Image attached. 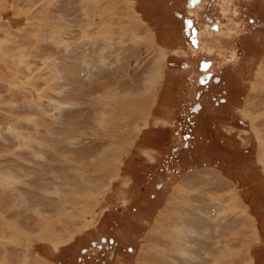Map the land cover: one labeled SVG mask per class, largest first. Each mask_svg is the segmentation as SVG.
Here are the masks:
<instances>
[{
  "label": "rangeland",
  "instance_id": "1",
  "mask_svg": "<svg viewBox=\"0 0 264 264\" xmlns=\"http://www.w3.org/2000/svg\"><path fill=\"white\" fill-rule=\"evenodd\" d=\"M209 1L0 0V264H264V0ZM184 16L229 88L191 132Z\"/></svg>",
  "mask_w": 264,
  "mask_h": 264
},
{
  "label": "flooded vegetation",
  "instance_id": "2",
  "mask_svg": "<svg viewBox=\"0 0 264 264\" xmlns=\"http://www.w3.org/2000/svg\"><path fill=\"white\" fill-rule=\"evenodd\" d=\"M212 1H209L206 3V5H205L206 11H209L212 8ZM201 2H202V0H187V6L189 4L188 7L192 8V7L197 6L198 4H201ZM191 3L193 5H191ZM203 15H204V13H203ZM181 16H182V14H179L180 18H181ZM244 16H246L245 13H244ZM256 19L259 20V22H257ZM187 20L190 21L189 27L186 26ZM204 20H206V19H204ZM206 21L207 22L205 25H207V26L205 28V32L207 31L208 34H211V33H219L221 31L223 23L220 21V19L212 16L211 20H209V21L206 20ZM248 21L250 23L249 26H251L252 28L260 27L263 24V23L261 24V20L258 19L257 16L248 17ZM183 26H184L183 27L184 28L183 29L184 35L186 36V38H188L187 44L189 45V50H188L189 53H190V49H193V51L196 52L197 56L201 55V54H207V52L208 53L212 52V51H210L211 50L210 48H208V49L201 48L202 46H201V41H200V37H199L200 36L199 35L200 32L198 29L199 27L196 25L198 27L197 28L194 25V22H192L191 18L184 16ZM251 39L255 40V37H252ZM249 43H250L249 40H247L243 35L241 36V38H238L235 40V45H238L239 48H236L235 50L231 51V54H232V57L234 60L233 62L239 64L241 61L245 60L246 53H247V50L249 47ZM196 54H191V55L193 57V59H192L193 63H195L193 65H195L196 71H198L200 73L195 79L196 84H198V89L195 91L196 93L194 94L195 95L194 96L195 101H193L190 104V107L188 109L189 112H188L187 116L185 114V116H186L185 119L188 120V122H189L188 124L190 125L187 128V131H190V132L192 131L191 124L192 125L194 124V122L191 120V118H196V117L198 118L199 114H201L204 107H207L208 105H210L211 99H212V103L215 104L216 106H219L217 104L226 103L227 97H224L223 94H226V93L228 94V91H229L227 81L225 80L226 76L224 74L223 69L221 67L217 66L214 63L213 59L206 57V56L197 57ZM167 63H168V61H167ZM171 64H172V61L169 62V65H171ZM180 66L182 68H187V67L191 66V63L189 64L187 61H183V62H181ZM193 75H195V72L193 73ZM220 86H221V89H220ZM222 86L223 87L226 86V89H224ZM214 88L219 89L220 91L218 90V92L215 94V96H213V94H211V99L207 100L206 99V93H210L209 91H211ZM202 92L204 93L205 98H203ZM201 101H202V103H201ZM206 101H208V103H206ZM180 129L181 130L183 129V126H181V123H179V126L176 129V132H175L176 135H179ZM179 136H181L183 138V142H184L183 147L188 149V147L190 145L188 140H191L193 135L191 133H188V132H184V133L181 132V134ZM179 148L181 149L182 147H179ZM176 149H175V151H176ZM166 157H167V159H165V162H167V164H168V162H170V159L172 160L173 157L171 156L170 159H169V156L166 155ZM156 188H159L158 183H156ZM91 243L94 246L96 252L99 254L96 257L99 260H101L100 263H102V264L107 263V261H112L116 255L115 253L119 250V247H116V245L113 244V239L109 236L100 237L99 241H92ZM117 248H118V250H117ZM127 249H129V248L127 247ZM87 251H90V252H88V254H89V258H91V254H90L91 249L86 250L85 252H87ZM83 264H85V263L83 262Z\"/></svg>",
  "mask_w": 264,
  "mask_h": 264
},
{
  "label": "bare ground",
  "instance_id": "3",
  "mask_svg": "<svg viewBox=\"0 0 264 264\" xmlns=\"http://www.w3.org/2000/svg\"><path fill=\"white\" fill-rule=\"evenodd\" d=\"M187 34V33H186ZM208 72V71H207ZM154 76V75H153ZM152 77V76H151ZM139 94V93H138ZM139 97V99L141 100V98H140V96H138ZM111 98V97H110ZM140 100H137L136 99V101H135V104H137L138 103V101H139V103H140ZM117 101V100H116ZM114 102L113 101V103H112V101H111V104H113V106L111 107V106H109V107H111L110 109H109V112L108 113H103L102 115H101V119L103 120V126L101 127V128H103L105 131H106V129H107V124H110V121H109V118H110V116H114V113H113V110H114V108H115V105H116V103H119L118 101L117 102ZM142 101V100H141ZM141 105H142V103H141ZM108 106V105H107ZM136 107H138V106H136ZM142 107V106H141ZM143 109V108H142ZM107 111V110H106ZM133 113H135V110H133L132 111V113L131 114H133ZM130 114V115H131ZM127 118V117H126ZM128 119V118H127ZM125 120V119H124ZM109 130H110V128H109ZM111 156V160L114 162V163H112L111 165H115V163L116 162H118L119 161V157L121 156V153L120 154H118V155H116V154H111L110 155ZM104 159V158H103ZM105 162H106V159H104V163H103V166L105 165ZM109 165H110V163H109ZM78 196V195H77ZM233 205V204H232Z\"/></svg>",
  "mask_w": 264,
  "mask_h": 264
},
{
  "label": "water",
  "instance_id": "4",
  "mask_svg": "<svg viewBox=\"0 0 264 264\" xmlns=\"http://www.w3.org/2000/svg\"><path fill=\"white\" fill-rule=\"evenodd\" d=\"M191 5H193V4L191 3ZM186 26H187V27L190 26V21H189V20H187V22H186Z\"/></svg>",
  "mask_w": 264,
  "mask_h": 264
},
{
  "label": "crops",
  "instance_id": "5",
  "mask_svg": "<svg viewBox=\"0 0 264 264\" xmlns=\"http://www.w3.org/2000/svg\"><path fill=\"white\" fill-rule=\"evenodd\" d=\"M107 2H108V0H106ZM101 4H104V3H102V2H100ZM97 5H99L100 7H101V5L99 4V3H97ZM106 5H104L103 7H105ZM109 6V5H108ZM91 8H93L92 6H91ZM165 239V238H164Z\"/></svg>",
  "mask_w": 264,
  "mask_h": 264
}]
</instances>
